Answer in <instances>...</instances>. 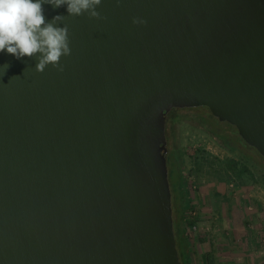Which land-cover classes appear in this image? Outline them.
I'll use <instances>...</instances> for the list:
<instances>
[{
    "label": "water",
    "instance_id": "obj_1",
    "mask_svg": "<svg viewBox=\"0 0 264 264\" xmlns=\"http://www.w3.org/2000/svg\"><path fill=\"white\" fill-rule=\"evenodd\" d=\"M44 10L64 70L0 54V264H181L167 119L206 107L264 158V0Z\"/></svg>",
    "mask_w": 264,
    "mask_h": 264
},
{
    "label": "rangeland",
    "instance_id": "obj_2",
    "mask_svg": "<svg viewBox=\"0 0 264 264\" xmlns=\"http://www.w3.org/2000/svg\"><path fill=\"white\" fill-rule=\"evenodd\" d=\"M219 128L228 130L239 144L220 138ZM233 131L211 118L206 107L178 110L167 119L168 155L179 163L186 181L184 214L187 223H194L190 235L195 264H204L205 255L213 253L219 264L215 239L230 237L222 233L220 214L225 209L237 211L236 222L246 225L256 209L264 213V158ZM246 167L250 173L242 175ZM179 212L175 206L176 222Z\"/></svg>",
    "mask_w": 264,
    "mask_h": 264
},
{
    "label": "clouds",
    "instance_id": "obj_3",
    "mask_svg": "<svg viewBox=\"0 0 264 264\" xmlns=\"http://www.w3.org/2000/svg\"><path fill=\"white\" fill-rule=\"evenodd\" d=\"M102 0H0V54L5 50L17 60L36 58V71L43 73L51 65L63 71L62 57L71 55L69 30L63 15L46 20L44 6L65 7L68 16L100 18ZM133 23L145 21L134 19ZM63 25V26H61ZM10 65H0V79Z\"/></svg>",
    "mask_w": 264,
    "mask_h": 264
},
{
    "label": "crops",
    "instance_id": "obj_4",
    "mask_svg": "<svg viewBox=\"0 0 264 264\" xmlns=\"http://www.w3.org/2000/svg\"><path fill=\"white\" fill-rule=\"evenodd\" d=\"M234 212L228 213L225 209L220 214L222 233L230 237L226 238L224 235V239H215V244H218L219 264H264V220L262 219L264 213L256 209L247 219L246 225L243 222H236ZM234 215H238V212L236 211Z\"/></svg>",
    "mask_w": 264,
    "mask_h": 264
},
{
    "label": "trees",
    "instance_id": "obj_5",
    "mask_svg": "<svg viewBox=\"0 0 264 264\" xmlns=\"http://www.w3.org/2000/svg\"><path fill=\"white\" fill-rule=\"evenodd\" d=\"M176 111L178 110H173L169 114V116L174 114ZM208 113H209V116H211V118L214 117L216 121L227 124L232 129H234L233 132H236L238 134V131L235 127L228 124L225 120L215 117L209 109H208ZM222 132L225 135H223ZM217 135L222 139L227 140L228 138L232 140V142L239 144L235 141V137H233L230 134V132L226 129H222L221 133H217ZM248 159L251 160L252 158L248 157ZM178 164L173 160V157L170 153L168 156V166H169L168 173H169V181H170L171 192H172L174 231H175V236H176L177 249H178L181 264H195L193 261V252L191 251V240L192 239L190 235V230H191L190 228L194 223L192 222L187 223L186 215L184 214V207H185L186 196H187L186 191H185L186 181H185V176L182 170L180 169V165L178 166ZM245 172L249 174L250 169H248L247 167L244 168V170L241 171V174L243 175ZM239 178H242V176H240ZM175 206L180 207V212H179V217H178L177 222L175 219ZM199 240L200 242L201 241L203 242V239H199ZM204 261H205L204 264H215L216 260H215L214 253L213 255L212 254L205 255Z\"/></svg>",
    "mask_w": 264,
    "mask_h": 264
},
{
    "label": "built area",
    "instance_id": "obj_6",
    "mask_svg": "<svg viewBox=\"0 0 264 264\" xmlns=\"http://www.w3.org/2000/svg\"><path fill=\"white\" fill-rule=\"evenodd\" d=\"M194 230H197V227L196 226H194Z\"/></svg>",
    "mask_w": 264,
    "mask_h": 264
},
{
    "label": "flooded vegetation",
    "instance_id": "obj_7",
    "mask_svg": "<svg viewBox=\"0 0 264 264\" xmlns=\"http://www.w3.org/2000/svg\"><path fill=\"white\" fill-rule=\"evenodd\" d=\"M241 138V137H240ZM242 139V138H241ZM243 140V139H242ZM254 149V148H253ZM256 150V149H255ZM168 153H169V151H168ZM169 156V155H168Z\"/></svg>",
    "mask_w": 264,
    "mask_h": 264
}]
</instances>
